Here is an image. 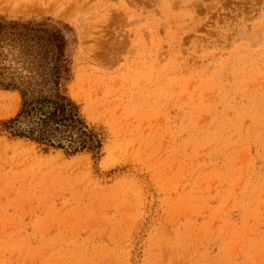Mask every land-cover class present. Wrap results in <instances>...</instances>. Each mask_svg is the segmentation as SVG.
<instances>
[{"label":"rangeland","instance_id":"1","mask_svg":"<svg viewBox=\"0 0 264 264\" xmlns=\"http://www.w3.org/2000/svg\"><path fill=\"white\" fill-rule=\"evenodd\" d=\"M65 23L73 155L0 127V264H264V0H0ZM0 88V121L20 98Z\"/></svg>","mask_w":264,"mask_h":264},{"label":"trees","instance_id":"2","mask_svg":"<svg viewBox=\"0 0 264 264\" xmlns=\"http://www.w3.org/2000/svg\"><path fill=\"white\" fill-rule=\"evenodd\" d=\"M73 43L65 23L0 15V88L20 98L17 111L0 121L8 136L68 155L98 152L100 140L65 90Z\"/></svg>","mask_w":264,"mask_h":264}]
</instances>
